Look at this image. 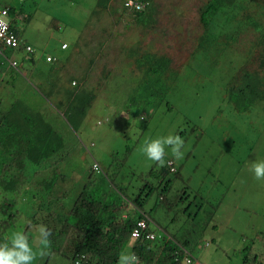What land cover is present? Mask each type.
<instances>
[{
	"label": "rangeland",
	"instance_id": "1",
	"mask_svg": "<svg viewBox=\"0 0 264 264\" xmlns=\"http://www.w3.org/2000/svg\"><path fill=\"white\" fill-rule=\"evenodd\" d=\"M2 2L20 11L23 17L28 16L24 22L16 20L23 39L39 51L48 50L63 58V61L60 60L62 64L57 66L61 65V83L66 85L59 84L57 91H65L67 87L72 91L96 94V100L75 132H69L65 121L57 126L59 130L61 126L63 128L61 133L66 139L65 144L69 145L70 156L63 165L64 180L58 182L52 194L61 198L69 209L90 174L91 158L107 167L113 159L112 153L121 155L126 147H133L134 150L125 162L120 183L129 181L132 187L136 186L137 176L157 163L143 153L145 141L170 133L178 134L184 140L181 149L183 158L174 159L170 148L166 147L164 159L165 162L173 160L175 166L182 169V180L175 182V188L180 191L188 186V199L180 203L179 208L191 201L195 202L191 203L188 213H193L199 203H203L204 207L196 217L191 218L196 226H189L185 215L173 222L163 212L152 214L153 218L162 220L174 230L181 227V231L195 232L196 243L189 245L202 264H242L245 256L256 258V264H264V179H255L250 171L254 162H264V112L256 110L258 103L251 108V112L235 110L228 91L230 83L234 82L225 71L229 65L227 59H223L224 67L208 61L200 52L188 56L185 48L194 51L199 42L201 25L197 5L201 0H152L153 5L156 2V7L152 8L148 17L154 18L157 12L159 15L155 25H148L149 29L146 24L141 27L134 18H121V14L109 8H96L94 11L96 0ZM113 5L120 6L118 2H113ZM254 36L253 32H248L243 41L248 42ZM62 40L69 42L71 48L68 51L60 49ZM111 42L115 44L113 47ZM144 51H153L172 59L171 69L176 72L168 71L165 78L169 82L175 80L168 91H160L162 95L154 97V91H140L142 88L138 87L145 69L139 68L143 65L141 54ZM23 60L20 57L16 59L19 65L17 69H12L14 77L17 75V84L8 72V83L3 86V92H21L23 89L33 92L35 88L38 92L46 90L43 82L47 81V76L27 73L24 63L21 65ZM23 74L27 75L25 82L19 77ZM139 92L147 103L132 107L129 99ZM62 96L56 93L52 98L54 101H67ZM51 110V114L58 118L53 107ZM98 121L101 122L99 125ZM80 141L91 147L92 155ZM90 142L94 145L90 146ZM222 197L223 201L219 204ZM23 198H20L21 206ZM215 206L218 207L213 220L205 223V215ZM20 227L9 230V240L14 232L21 231ZM37 236L36 232L32 244L34 251L41 246ZM206 240L211 245L203 249ZM128 253L127 249L124 254ZM250 263L253 264L254 260ZM32 264L70 262L66 258L48 260L47 256L37 255Z\"/></svg>",
	"mask_w": 264,
	"mask_h": 264
},
{
	"label": "trees",
	"instance_id": "2",
	"mask_svg": "<svg viewBox=\"0 0 264 264\" xmlns=\"http://www.w3.org/2000/svg\"><path fill=\"white\" fill-rule=\"evenodd\" d=\"M108 1L99 0L98 5L101 6L100 8H105ZM249 4L251 0H213V5L218 10H210V5L206 11L207 14L202 18L209 47L213 46L223 34L232 37L243 31L241 25L235 26L231 30V35L227 26L231 22V10L238 11ZM13 12L14 10L11 9L10 13L13 14ZM220 14L223 16L218 17ZM148 15V13L137 14L135 20L144 25ZM233 18L237 22V14L233 15ZM247 44L251 47L255 45L252 48L259 53V58L264 65V26L248 40ZM141 58V64L148 66L142 88L145 89L144 91H154V97L162 95L160 91H167L175 80L174 78L169 82L165 78L168 71L175 72L171 69L168 57L144 51ZM53 69L57 71V68L53 66L49 67L48 71ZM228 91L232 95L236 111L247 112L256 105V102L264 111L262 100L264 99V69L262 73L241 76L236 84L230 83ZM66 93L69 99L62 111L69 124L77 128L86 114L93 95L82 91L75 94L70 91ZM48 95L49 92H47ZM131 102L136 108L147 103L140 94L133 95ZM15 119L16 115L10 113L0 119V215L5 217L4 220H0V244L10 241L7 238V232L14 228L21 218L20 214L13 218L10 216V211L15 209L18 199L23 194L31 203L29 204L30 214L26 216L25 234L30 244L33 241L32 234L36 232L35 226L43 224L50 230L51 247L47 255L49 260L67 256L71 259L85 256L89 264H118L119 256L125 250L131 229L135 224L133 215L139 216L136 210L129 207L126 200L140 211H144L150 205L152 208L148 210L147 215L164 230H168V233L172 232L173 234H170L177 243L188 247L189 244L196 243L195 232L192 233L187 229L181 231V227H176L174 230L167 224H163L162 220L152 216V214L163 212L173 222L185 215L187 224L196 226L191 218L201 212L203 203L195 206L194 214L188 213L191 203L195 201L179 208V204H182L185 199L181 195L182 192L185 193V189L183 188L181 192L173 189L175 182L182 180V169H178L174 177H169L166 167L157 171L156 164L146 173L137 176L138 185L134 186L136 187L134 192L128 196L127 188L120 183L122 170L129 156L130 148L127 147L121 155H113L105 175L91 174L87 178V183L69 211L62 207L57 211L50 210L53 204L50 190L56 186L57 180L62 179L61 171L57 167L60 158L54 161L53 157L63 149V137L58 131H56L57 134L55 133L51 122L32 120L20 125L12 122ZM29 169L34 170L35 174ZM222 201L223 197L219 204ZM217 207H212L211 211L205 215L207 218L204 220L205 223L213 220ZM127 210V218L121 220L122 214ZM176 249V244L171 241L155 243L139 241L134 245L133 253L141 264H171ZM251 260H254L253 264H256V259L248 256L244 257L242 264H251Z\"/></svg>",
	"mask_w": 264,
	"mask_h": 264
},
{
	"label": "clouds",
	"instance_id": "3",
	"mask_svg": "<svg viewBox=\"0 0 264 264\" xmlns=\"http://www.w3.org/2000/svg\"><path fill=\"white\" fill-rule=\"evenodd\" d=\"M19 1H24V0H19ZM98 1L99 0H96L97 5H95L96 7L94 8V11L96 10V8L101 10L103 9L100 8L101 6L98 5ZM113 2H118L120 6L113 5ZM210 5H211L210 10H218L213 5V0H201V2L199 3L198 12H199V21L201 24V29L199 32V42L197 48L194 51H192L189 47L186 48V52L189 54V56L200 52L203 57L208 59V61L216 62L220 64V66H224L222 65L223 59H227L229 65L227 67L225 66L224 67L228 77L229 78L232 77L231 81L234 82L233 84H236L238 79H240V77L245 74L255 75L256 72L262 73V70L264 69V65L262 64V60L259 58V53L255 49H253L250 45H248L247 42H244L243 38L249 31H252L254 35H256V33L264 26V0H251V4H249L245 8L240 9L238 11L231 10V22L227 26L229 27L230 33L231 30L235 28V26H239V25H241L243 31L239 32L238 35H234L232 37L230 35L226 36L223 34L218 38V40L215 41L213 46L209 47L208 38L207 35L205 34V23L204 21H202V18L207 14L206 11L209 9ZM154 7H156V2L153 5L152 0H109L105 9L109 8V10L110 11L112 10V12L114 13L118 12L119 14H121L120 16L121 18L125 19V16H128L131 17L132 19L134 18V21H136L135 18L137 14L140 13L149 14L152 8ZM162 7H164V5ZM11 9L14 10L13 14L10 13ZM157 9L158 7L156 8V10ZM2 10L5 11L4 14H2V19L4 21L5 27H1L0 25V119H2V117H5L8 113H10L16 115V119L13 120L12 122H16L20 125L22 123L25 124L26 122H31L32 120H42L43 122L44 121L51 122L53 124L52 126L53 130L58 131V133L61 134V136L63 137L64 147L62 150H60L54 155L53 160L55 161V159L60 158L57 167L61 171L62 179L57 180L56 186L52 187L50 190V194L53 197V204L51 205L50 210L57 211V209H60L62 207L66 211H69L73 207L75 200L77 199V197L80 195L81 192L78 194L77 197H75L74 201L72 200L73 204L71 203L72 206L69 209L64 206L61 198H56L55 195L52 194V190L58 187V182L64 180L63 165L70 156L69 145L65 144L66 139L61 133L63 128L61 126V129L59 130L57 126H60L59 124H64L65 121L67 124L64 125L66 126V128L69 130L70 133L75 132L80 127L81 123L78 125L77 128H73L69 124L62 109L64 110L69 99L66 91H70L73 94L79 93L81 91H72V89H68L67 87L65 91L62 92L56 90L59 84L64 85L61 83V69H60L61 65L59 67L57 66L59 64H62L60 60L63 61V58H61L60 55L52 53L51 51L48 50L39 51L27 40L22 38L20 31L16 26V20L19 19L22 22H24V20L27 19L28 16L23 17L20 11L16 10L9 4L4 3L2 2V0H0V11ZM15 10L17 11V13ZM235 14H237V22L234 18L232 19V16ZM157 15H159L158 12ZM157 15L154 18L150 17L149 19H147L146 23H144L147 25L146 27H149L148 26L149 22H151V26L153 25L154 21L157 18ZM184 16H185V12H184ZM222 16H223L222 14L218 15V17H222ZM249 20H250V24H248ZM138 24H140V22ZM140 25L141 27L143 26L142 24ZM161 35L164 36L165 34L162 33ZM166 36H168V33ZM12 40H14V43H12ZM70 48L71 46L69 42H67L66 40H62L60 42V49L64 51L65 50L68 51ZM205 52L207 53L206 56H205ZM19 57L24 59L21 65L24 63L25 65L24 70H26L27 73L32 72L34 75H38L39 77L47 76V81L43 82L47 91L43 90L42 92H38L37 89L35 88V91L33 92H28V90L26 89H23L21 92H13L12 90L10 92H3L5 88L3 86L8 83L7 80L8 72H10V75L14 83L17 84L15 81L17 75L14 77V74L12 73V69L14 70L17 69L19 64L18 62H16V59H18ZM231 57H233V59ZM168 59L172 67L173 65L172 59L170 57H168ZM51 66L56 67L57 71H55V69H53V71H48L49 67ZM142 67L145 69L142 73L143 80L138 86L140 88L143 87V82L146 80L145 75L147 73L148 66L144 64L139 66V68ZM19 77L25 82L24 79L27 77V75L23 74ZM72 84L75 86L74 81L72 82ZM69 86H70V82H69ZM144 90L145 89L142 88L140 91H144ZM47 92H49L48 96H47ZM82 92H86L87 94H91L93 96L90 101L89 107L86 110V114L84 117H82L81 122L85 119L89 109L92 107L93 102L96 100L95 99L96 94L87 91H82ZM56 93H60L63 96H65L67 101L63 99L62 101L60 100L54 101L52 97L53 96L55 97ZM139 94L141 95L140 92L134 95H139ZM113 101L114 99L112 98L111 102ZM129 104L132 107L135 106L132 104L131 98L129 99ZM52 107L55 110L54 114L57 115L58 118H60V121H57L58 118H55V116L51 114L50 111H52L51 110ZM256 110L258 112L263 111L259 103L257 105ZM100 123L101 122L98 121L97 125H99ZM80 144L84 145V148L90 153V155H92L91 147L84 144L82 141H80ZM89 144L90 146L94 145L93 142L92 143L90 142ZM183 146H184V140L178 134L170 133L164 137H158V138L146 140L143 145L142 151L148 159L157 162L156 163L157 165L154 164L156 165L155 169L157 171H159L161 168L166 167L169 173V177H174V175L177 173L179 168L175 166L174 161L171 159L165 162L164 159L165 148L166 147L170 148L172 157L178 160L183 158V153L181 151ZM127 148H130L129 150V155H130L134 150V148L133 147L132 148L127 147ZM112 154L114 155L117 153L113 152ZM91 160L92 161H91V167L89 168L90 169L89 176L91 174H94L95 176L101 174L105 175V170L108 167V165L107 167H103L101 163L98 160H96L94 157L91 158ZM250 171L253 172L255 179L257 180L264 179V162H254L251 166ZM31 173L35 174L34 170H32ZM86 183H87V179L85 184ZM121 185L127 188L128 196L132 192H134V189L136 188L134 186L132 187V183L129 181H125ZM84 186L82 187L81 191L83 190ZM183 188L185 189L184 190L185 193L182 192L181 195L182 197L185 198L184 202H186L187 201L186 190L188 186L182 187L180 189V192L183 190ZM173 189L175 191H179L175 188V184ZM24 195L25 194H23L21 197H23ZM20 198L18 199V205L15 207V209L10 211V216L15 218L17 214H20L21 218L17 221L18 223L15 225L14 228H16L17 226H21L22 228L20 227L21 231H16L12 234L9 242L0 244V264H32V261L36 259L37 255H39L40 257L47 256L48 250L51 247V241L49 239L51 232L43 224L35 226L36 232L38 233L37 239L39 241V244L41 245L38 247L40 249L38 251H34L32 247V244L34 242V234L36 232L32 234L33 241L29 244L28 236L25 234V224H26V216L30 214L29 204L31 203L28 197L24 196L23 198L24 202L21 206ZM126 201L129 207L131 209L136 210V212L139 214L138 217L137 215H133L135 224L132 227L131 232L133 228L136 226L137 221L144 218L147 222L146 231L153 233L155 235V238L154 239L141 238L135 240L131 237V232H130L129 242L127 243L123 253L120 254L118 264H141L139 262L138 257L133 253L134 245L139 243V241H150L151 243H155L157 241L174 242L177 246V249L173 254V261L171 264H179L182 261L183 253L181 251V248L187 249L199 262V259L196 256V252H194L193 249L190 248V246L188 247L183 244L177 243L172 236L173 234L172 232H170L172 234L168 233L161 226H159L158 224H156L151 220V218L147 215L148 210L152 208L150 205L147 206L144 211H140L132 203L128 202V200ZM52 206H55V208L53 209ZM127 216H128V210L127 212H124L122 214L121 220H125ZM4 219L5 217L0 215V220H4ZM210 245L211 243L206 240L204 242L203 249L210 247ZM127 249L129 253L124 254ZM62 258H66V260L69 261L70 264H89L85 256H77L74 259H71L68 256ZM199 264L202 263L199 262ZM258 264H263V263L259 262Z\"/></svg>",
	"mask_w": 264,
	"mask_h": 264
},
{
	"label": "built area",
	"instance_id": "4",
	"mask_svg": "<svg viewBox=\"0 0 264 264\" xmlns=\"http://www.w3.org/2000/svg\"><path fill=\"white\" fill-rule=\"evenodd\" d=\"M4 10L0 11V25L1 27H5L4 21L2 19V14H4ZM12 43H14V40H12ZM147 228V222L144 218L137 221L136 226L133 228L131 232V237L135 240L137 239H154L155 235L151 232L146 231ZM181 251L183 253L182 261L179 264H199L197 259L187 250L184 248H181Z\"/></svg>",
	"mask_w": 264,
	"mask_h": 264
},
{
	"label": "bare ground",
	"instance_id": "5",
	"mask_svg": "<svg viewBox=\"0 0 264 264\" xmlns=\"http://www.w3.org/2000/svg\"><path fill=\"white\" fill-rule=\"evenodd\" d=\"M169 3H170V2H169ZM173 3H174V2H173ZM175 4H177V3H175ZM180 4H181V3H180ZM197 4H198V3H197ZM172 5H173V4H172ZM178 5H179V4H178ZM169 6H171V5H169ZM175 6H176V5H175ZM167 7H168V6H167ZM178 7H179V6H178ZM183 7H184V6H183ZM194 7H195V6H194ZM197 7H199V6L197 5ZM189 9H191V8H189ZM170 10H171V8H170ZM176 10H177V9H176ZM181 10H182V9H181ZM181 10H180V11H181ZM191 10H192V9H191ZM194 10H195V8H194ZM174 12H175V11H174ZM176 12H177V11H176ZM176 12H175V13H176ZM193 12H194V11H193ZM97 13H98V12H97ZM101 13H102V12H101ZM178 13H179V12H178ZM183 13H184V12H183ZM183 13H182V14H183ZM179 14H180V13H179ZM196 14H197V13H196ZM183 15H184V14H183ZM188 15H189V13H188ZM188 15H187V16H188ZM146 16H147V15H146ZM148 16H150V15H148ZM151 16H152V14H151ZM197 16L199 17V14H198ZM197 16H195L194 18H196ZM152 17H153V16H152ZM185 17H186V16H185ZM148 18H149V17H148ZM190 18H191V17H190ZM159 20H160V19H159ZM180 20H181V19H180ZM125 21H126V20H125ZM156 21H157V20H156ZM182 21H183V19H182ZM184 21H186V20H184ZM194 21H196V20H194ZM158 22H159V21H158ZM158 22H157V23H158ZM188 22H189V21H188ZM195 23H196V22H195ZM185 24H186V22H185ZM149 25H151V24H149ZM153 25H155V23H153ZM199 25H201V24H199ZM99 26L101 27V25H99ZM99 26H98V27H99ZM107 26H108V25H107ZM196 26H198V23H197ZM125 27H126V26H125ZM150 27H152V26H150ZM150 27H148V29H149ZM185 27H186V26H185ZM200 27H201V26H200ZM94 28H95V27H94ZM95 29H96V28H95ZM123 29H124V28H123ZM151 29H152V28H151ZM194 29H196V28H194ZM207 29H208V28H207ZM207 29H206V31H207ZM108 31H110V30H108ZM183 31H185V30H183ZM186 31H187V29H186ZM192 31H194V30L192 29ZM124 32H125V29H124ZM124 32H123L122 35H124ZM249 32H252V31H249ZM104 33H105V31H104ZM109 33H110V32H109ZM109 33H108V34H109ZM121 33H122V32H121ZM140 33H141V31H140ZM188 33H189V32H188ZM205 33H206V32H205ZM185 34H186V33H185ZM247 34H248V33H247ZM95 35H96V34H95ZM98 35H99V34H98ZM98 35H97V37H98ZM106 35H107V34H106ZM106 35H105V36H106ZM188 35H189V34H188ZM114 36H115V35H114ZM114 36H113V37H114ZM178 36H179V35H178ZM178 36H177V37H178ZM93 37H95V36H93ZM108 37H109V35H108L107 37H104V38H108ZM180 37H181V36H180ZM185 37H186V36H185ZM111 38H112V37H111ZM117 38H118V37H117ZM138 38H139V35H138ZM143 38H144V35H143ZM143 38H142V39H143ZM183 38H184V37H183ZM244 38H245V37H244ZM93 39H94V38H92L91 41H92ZM113 39H114V38H113ZM113 39H110V40H113ZM118 39L120 40V38H118ZM118 39H117V40H118ZM142 39H141V40H142ZM138 40H139V39H138ZM145 40H146V38H145ZM120 41H121V40H120ZM87 42H89V41L87 40ZM101 42H103V41L101 40ZM101 42H100V43H101ZM116 42H118V41H116ZM136 42H137V41H136ZM139 42H140V41H139ZM145 42H146V41H145ZM165 42H166V41H165ZM208 42H209V41H208ZM90 43H91V42H90ZM111 43H112V42H111ZM118 43H119V42H118ZM120 43H121V42H120ZM247 43H248V42H247ZM255 43H256V42H255ZM140 44H141V42H140ZM163 44H164V43H163ZM88 45H89V44H88ZM88 45L85 46V47H88ZM107 45H108V44H107ZM114 45H115V44L112 43V47H113ZM116 45H118V44H116ZM168 45H169V44H168ZM209 45H210V44H209ZM252 45H253V44H252ZM137 46H138V44H137ZM169 46H170V45H169ZM169 46H168V49H169ZM254 46H255V45H254ZM254 46H252V47L254 48ZM108 47H109V46H108ZM114 48H115V47H114ZM256 48H257V47H256ZM185 49H186V48H185ZM118 50H119V49H118ZM118 50H117V51H118ZM98 51H99V48H98ZM86 52H87V51H86ZM113 52H114V50H113ZM115 52H116V51H115ZM109 53H110V52H109ZM109 53H108V54H109ZM109 55H110V54H109ZM116 55H117V53H116ZM110 56H111V55H110ZM113 56H114V55H113ZM177 56H178V55H177ZM188 56H189V55H188ZM114 58H115V57H114ZM160 58H161V57H160ZM112 59H113V58H112ZM189 59H190V58H189ZM114 61H115V60H114ZM98 66H99V65H98ZM97 68H98V67H97ZM99 69H100V68H99ZM221 70L223 71L222 68H221ZM97 71H99V70L97 69ZM222 71H221V72H222ZM218 74H219V73H218ZM221 74H222V73H221ZM95 75H96V74H95ZM209 77H210V76H209ZM213 77H214V76H213ZM260 77H261V76H260ZM252 79H253V78H252ZM254 79H255V78H254ZM256 80H257V79H256ZM98 82H99V81H98ZM217 84H218V86H219V82H217ZM233 87H234V86H233ZM263 93H264V91H263ZM259 95H260V94H259ZM263 98H264V97H263ZM262 100H263V102H264V99H262ZM256 101H257V100H256ZM256 101H255V102H256ZM256 103H257V102H256ZM235 104H236V103H235ZM249 106H250V105H249ZM262 106H263V103H262ZM252 107H254V106H252ZM237 108H238V107H237ZM237 112H238V111H237ZM249 112H251V111L249 110ZM254 112H255V111H254ZM257 114H258V113H257ZM260 129H261V127H260ZM260 129H259V130H260ZM262 129H263V128H262ZM55 133H56V131H55ZM263 133H264V132H262V134H263ZM56 134H57V133H56ZM258 139H259V138H258ZM260 141H261V140H260ZM262 144H263V141H262ZM56 170H57V169H56ZM58 171H59V170H58Z\"/></svg>",
	"mask_w": 264,
	"mask_h": 264
}]
</instances>
